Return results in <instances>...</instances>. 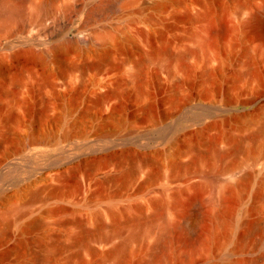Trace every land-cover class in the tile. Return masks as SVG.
Instances as JSON below:
<instances>
[{"label": "rangeland", "instance_id": "374dc122", "mask_svg": "<svg viewBox=\"0 0 264 264\" xmlns=\"http://www.w3.org/2000/svg\"><path fill=\"white\" fill-rule=\"evenodd\" d=\"M263 4L0 0V264H264Z\"/></svg>", "mask_w": 264, "mask_h": 264}, {"label": "bare ground", "instance_id": "6f19581e", "mask_svg": "<svg viewBox=\"0 0 264 264\" xmlns=\"http://www.w3.org/2000/svg\"><path fill=\"white\" fill-rule=\"evenodd\" d=\"M264 5V4H263ZM113 7V5H110V7ZM109 8V7H108ZM104 11V8L103 9H101V11ZM100 11V13H102ZM5 12H7L8 14H9V16H11L12 14H16V16L18 15L19 16V14H21V12H22V8L20 7V5H15V6H12V7H9V8H7L6 10H5ZM97 12H99V11H97ZM105 12V11H104ZM110 12V11H109ZM104 14V13H103ZM109 14V13H108ZM95 14H93V16H94ZM4 16V15H3ZM9 16H8V18H9ZM106 16V15H105ZM105 16H104V18H105ZM5 18H6V15L4 16ZM96 17V16H95ZM264 18V6L262 7V10H257V11H254L253 13H252V15H251V19H252V21L254 20V21H260V20H262ZM69 22V21H68ZM68 24V23H67ZM231 29H232V27L230 26V25H227V24H222L221 25V27L219 28V30L217 31L219 34H221V35H227L230 31H231ZM9 32V31H8ZM210 32H213V31H210ZM9 34H12V33H10L9 32ZM8 39V38H7ZM205 39V38H204ZM204 39H202V40H204ZM208 41H210V36H209V38H208V36L206 37V40H204V42H208ZM1 42V41H0ZM2 43H3V41H2ZM10 43V42H9ZM202 43V42H201ZM205 43V44H206ZM209 43V42H208ZM1 44V43H0ZM4 44V43H3ZM204 44V43H203ZM204 44V45H205ZM2 45V44H1ZM8 45V44H7ZM194 115V114H193ZM195 116V115H194ZM262 161L264 160V154H263V157H262V159H261ZM261 164V163H260ZM194 187L196 186L195 184L193 185ZM189 187H191L190 185H189ZM193 187V188H194ZM192 188V187H191ZM198 188V186H196V189ZM195 189V190H196ZM182 191H183V189H181ZM194 190V189H193ZM230 191H231V188H228L227 187V189L226 190H224L223 191V193L222 192H220L221 193V195H220V197H219V203H218V206H219V209H217L218 211H217V213L214 215L216 218H215V222L214 223H216V224H223L224 222H225V218H224V216L228 213V212H230V203H231V201H230ZM176 193H177V191H176ZM186 193V192H185ZM177 194H181V192H179V193H177ZM176 194V195H177ZM183 195V194H182ZM179 196V195H178ZM184 196H185V194H184ZM177 197V196H176ZM175 197V198H176ZM181 197V196H180ZM180 197H177L176 199H179ZM175 198H174V200H175ZM177 202V201H176ZM215 209V210H216ZM137 221V220H136ZM165 225V224H164ZM174 227H176V225H173ZM178 227H179V225H177ZM181 227V226H180ZM166 229H168V228H166ZM165 229V230H166ZM179 229V228H178ZM183 229V230H182ZM186 228L184 227V228H181V232H182V234L184 235V236H186L185 234H186V230H185ZM184 230H185V232H184ZM136 231V230H135ZM134 231V232H135ZM133 232V233H134ZM137 232V231H136ZM135 232V233H136ZM138 234V233H137ZM181 234V233H180ZM135 235V234H134ZM187 237V236H186ZM185 238V237H184ZM188 238V237H187ZM195 249H193V251H194ZM189 250H187V252H188ZM190 251H191V249H190ZM109 253H111V252H109ZM112 253L114 254V255H116L115 257L117 258V260L115 261L116 263L115 264H121V261H120V257H121V255H120V253H121V249L119 248V247H116L113 251H112ZM163 253V252H162ZM161 253V255L162 256H164L163 254ZM186 253V252H185ZM184 253V254H185ZM192 253V252H191ZM160 254V253H159ZM190 254V253H189ZM120 256V257H119ZM159 255H154V257L158 260L159 258H160V260H161V256H159ZM165 257V256H164ZM183 257V256H182ZM181 257V258H182ZM154 258V259H155ZM184 258V257H183ZM181 259V260H184L185 258H187V261L188 260H190L189 258L190 257H188V256H186L184 259ZM167 259V258H166ZM186 260V259H185ZM185 260H184V262H185ZM163 261H164V259H163ZM183 262V263H184ZM182 263V261H181V264H183Z\"/></svg>", "mask_w": 264, "mask_h": 264}]
</instances>
